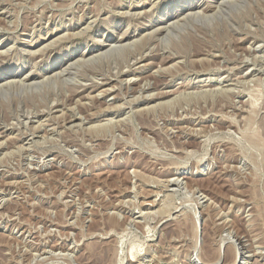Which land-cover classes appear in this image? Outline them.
Returning <instances> with one entry per match:
<instances>
[{"label": "rangeland", "instance_id": "374dc122", "mask_svg": "<svg viewBox=\"0 0 264 264\" xmlns=\"http://www.w3.org/2000/svg\"><path fill=\"white\" fill-rule=\"evenodd\" d=\"M224 1L0 0V264H264V0Z\"/></svg>", "mask_w": 264, "mask_h": 264}, {"label": "bare ground", "instance_id": "6f19581e", "mask_svg": "<svg viewBox=\"0 0 264 264\" xmlns=\"http://www.w3.org/2000/svg\"><path fill=\"white\" fill-rule=\"evenodd\" d=\"M85 1V0H84ZM225 2V1H224ZM239 2V1H238ZM225 3H227V0H226V2ZM221 4V2L220 1H217V7L219 6V5ZM62 6V5H61ZM186 7V6H185ZM192 6H190V5H187V7L186 8H182L181 9V14L182 13H187V12H189V10H195L196 9V7H193V8H191ZM220 7V6H219ZM200 8V7H199ZM194 15H195V12H194ZM142 16V15H141ZM196 19V18H195ZM173 22V21H172ZM166 26V25H165ZM164 26V27H165ZM169 26V25H168ZM175 26V25H174ZM167 29V28H166ZM147 33V32H146ZM141 36V35H140ZM68 38V37H67ZM70 38V37H69ZM59 40H61V39H59ZM59 40H57V42L56 43H58L59 42ZM66 40H68V39H66ZM118 43H120V42H118ZM54 45H56V44H54ZM114 45V44H113ZM116 45V44H115ZM47 47V46H46ZM112 47V46H111ZM257 47V46H256ZM44 48V47H43ZM250 48H251V46H250ZM249 48V49H250ZM46 49V48H45ZM255 50V49H254ZM201 53V52H200ZM2 54V53H1ZM33 54H35V53H33ZM142 56V55H141ZM254 58V57H253ZM166 61V60H165ZM69 62V61H68ZM67 62V63H68ZM263 62V61H262ZM66 62L64 63L65 65L67 64ZM170 64V63H169ZM64 65V66H65ZM71 65H73V64H71ZM70 65V66H71ZM263 65V64H262ZM163 67V66H162ZM65 69H62L61 70V72H59V74L60 73H64V72H67V73H70V67H64ZM161 68V67H160ZM262 68H264V67H262ZM61 69V68H60ZM258 70V69H257ZM248 71V70H247ZM245 73H247V72H245ZM162 75V74H161ZM252 75V74H251ZM155 76V75H154ZM0 79H1V76H0ZM112 79V78H111ZM130 79V78H129ZM20 80V79H19ZM131 80V79H130ZM2 81H4V79L2 80ZM20 81H23V82H27V84H29L28 82H31L32 80H31V78L30 77H27V76H25V77H23V78H21V80ZM13 83V82H12ZM163 83L164 82H161V86L163 85ZM235 83V82H234ZM244 83V82H243ZM202 84V83H201ZM167 85V84H166ZM228 85V84H227ZM190 86V85H189ZM231 87V86H230ZM150 87H146L145 85L143 86V87H141V89H149ZM112 90V87H110L109 89H105V90H102V92L100 93V94H97V95H101V96H107L108 95V93H109V91H111ZM114 89V88H113ZM140 89V88H139ZM160 89V88H159ZM204 89V88H203ZM206 89V88H205ZM208 89V88H207ZM227 89H229L228 87H227ZM161 90V89H160ZM169 90V89H168ZM167 90V91H168ZM191 90V89H190ZM189 90V91H190ZM173 91V90H172ZM224 91V90H223ZM135 92V91H134ZM146 92V91H145ZM154 92V91H153ZM171 92V91H170ZM170 92H161V94L159 93V94H157L156 93V95H158L159 97H163L162 95H168ZM207 92V91H206ZM139 93V92H138ZM205 93V92H204ZM209 93V92H208ZM153 94V93H152ZM150 95V94H148L147 96H142V98H141V102L142 101H149V100H152L153 99V97H154V95L155 94H153V95ZM191 94V93H190ZM73 95V94H72ZM96 95V94H95ZM156 95H155V97H156ZM157 96V97H158ZM75 97V96H74ZM139 97V96H138ZM175 97H176V95H175ZM97 98H98V96H97ZM136 99V98H135ZM171 99V98H170ZM169 99V100H170ZM173 99V98H172ZM61 101V100H60ZM162 101V100H161ZM168 101V100H167ZM86 102V101H85ZM156 102V101H155ZM122 104V103H121ZM167 105V104H166ZM31 107V106H30ZM151 107V106H150ZM110 108V107H109ZM146 108V107H145ZM144 109V108H143ZM69 110V109H68ZM24 111V110H23ZM92 111V110H91ZM172 111V110H171ZM27 112H29V110L27 111ZM76 112V111H75ZM73 113V112H69V114L67 115V116H64L63 117V121H60V123H57V121H56V123H54L57 127H54L53 126V124H52V126H53V128L52 129H50L49 128V130L48 131H50V132H53V131H57V130H55V129H59V131L61 130V128H63V130H65V131H71V130H73V128L75 129V127L77 126V125H71V126H67V125H70V124H75V122H77V121H79V122H83V124H85V123H88V120L87 119H85V118H83L81 115L80 116H77V113ZM26 113V112H25ZM34 114L35 115H33V117H31V118H34V119H38L39 120V122H40V119L39 118H41V117H43V115H45V113L43 112V111H39V110H37V112L35 113L34 112ZM24 115V114H23ZM22 115V116H23ZM79 115V114H78ZM185 116V115H184ZM62 117V116H61ZM23 118L25 119V120H29L30 119V117H26V116H23ZM166 119V118H165ZM32 120V119H31ZM31 120H29V121H31ZM55 120V119H54ZM33 121V120H32ZM48 121H50V120H48ZM113 121V120H112ZM120 121V120H119ZM27 122V121H26ZM85 122V123H84ZM18 123V122H17ZM41 123V122H40ZM40 123H39V125H40ZM230 123V122H229ZM77 124V123H76ZM107 124V123H106ZM109 124V123H108ZM24 126V125H23ZM41 126H42V124H41ZM81 126H82V124H81ZM80 126V127H81ZM183 126V125H182ZM6 127H7V124H6ZM32 127H34V126H32ZM78 127H79V125H78ZM89 127V126H88ZM199 127V126H198ZM37 128H38V130L40 129L39 128V126H37ZM44 128V127H43ZM190 128V127H189ZM46 129V128H45ZM113 129V128H112ZM185 129V128H184ZM44 130V129H43ZM46 130V131H47ZM41 131V130H40ZM37 131H35V132H32V134H29L30 136H32V137H35L34 136V134L36 133ZM63 132V131H62ZM43 133V132H42ZM75 133V132H74ZM2 134V133H1ZM51 134V133H50ZM14 135V134H13ZM202 135V134H201ZM39 136V135H38ZM199 136V135H198ZM197 136V137H198ZM50 137V136H49ZM55 137V136H54ZM33 139V138H32ZM39 139V138H38ZM65 140H67L66 138H64ZM86 139H87V137H86ZM19 140V139H18ZM49 140V139H48ZM21 141V140H20ZM42 141V140H41ZM40 141V142H41ZM3 144L4 143V141L3 142H0V144ZM25 143V142H24ZM85 144V143H84ZM19 146V145H18ZM27 146H29V145H27ZM27 148V147H26ZM67 148V147H66ZM68 149V148H67ZM75 150V149H74ZM187 150V149H186ZM14 151V150H13ZM184 151V150H183ZM9 152V151H8ZM3 153V152H2ZM4 154H5V152H4ZM4 154H3V156H4ZM12 156V155H11ZM3 158V157H2ZM41 159V158H40ZM243 169V168H242ZM243 176V175H242ZM36 178V177H35ZM38 179V178H37ZM176 179V178H175ZM174 181H177V180H174ZM169 182H171V181H169ZM18 196V195H17ZM236 199V198H235ZM10 200V199H9ZM198 203V202H197ZM199 205V204H198ZM151 211V210H150ZM197 214H199V213H197ZM145 215V214H144ZM168 215H169V213H168ZM223 215V214H222ZM226 215V214H225ZM199 217H201V215L199 214ZM144 218V217H143ZM246 218V217H245ZM248 218V217H247ZM119 219V218H118ZM221 219V218H220ZM216 220V219H215ZM203 221V220H202ZM110 222V221H109ZM220 222V221H219ZM214 224H215V222H214ZM113 225V224H112ZM118 226V225H117ZM213 226V225H212ZM226 226V225H225ZM210 233V232H209ZM100 235V234H99ZM216 235V234H215ZM184 238V237H183ZM253 240V239H252ZM187 242V241H186ZM232 242V241H231ZM234 250V249H233ZM220 255V254H219ZM99 256V255H98ZM101 256V255H100ZM92 258H93V256H91ZM102 257V256H101ZM117 257V256H116ZM236 257V256H235ZM88 258V257H87ZM90 258V257H89ZM218 258H220V257H218ZM85 259H86V257H85ZM94 259V258H93ZM92 259V260H93ZM87 260V259H86ZM90 260H91V258H90ZM219 260V259H218ZM241 260V259H240ZM89 261V260H88ZM88 261L86 262V263H88ZM235 261H236V258H234V261H233V263L232 264H235ZM81 262H82V260H81ZM80 262V263H81ZM92 262H95V261H91V263ZM85 263V264H86ZM242 263V262H241ZM121 264V263H120Z\"/></svg>", "mask_w": 264, "mask_h": 264}]
</instances>
